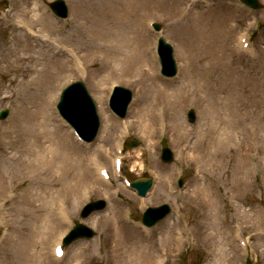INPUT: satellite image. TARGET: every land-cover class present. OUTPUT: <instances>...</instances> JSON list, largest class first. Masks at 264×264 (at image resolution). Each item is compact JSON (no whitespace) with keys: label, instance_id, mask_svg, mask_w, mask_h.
<instances>
[{"label":"rangeland","instance_id":"rangeland-1","mask_svg":"<svg viewBox=\"0 0 264 264\" xmlns=\"http://www.w3.org/2000/svg\"><path fill=\"white\" fill-rule=\"evenodd\" d=\"M21 1L0 0V57L7 55L5 53L8 49L5 50V47L14 46L12 31L15 22L6 16L8 9L17 7ZM56 1L59 0H40L47 16L37 22L40 29L66 43L59 56V64L55 62L53 66L50 65L49 71L62 64L69 76L53 85L58 83L60 90L78 79L71 69L72 60L68 57V50L78 49L79 63L86 73L84 84L97 106L101 121L98 137L91 149L98 150L100 158L112 169L114 154L111 140L115 138L118 126L128 121V141H135L138 146L127 150L125 172L133 180L150 177L154 185L148 195L141 199L127 190L120 181H116L112 187L103 186L97 181V176L86 160L70 170L68 165L67 168L64 164L52 163L49 158L51 154L46 152L43 155L44 164L40 166V177L34 173L26 178V174L17 167L14 171L17 181H12L7 188L14 196L2 210L3 215L0 214V264H122V261L115 259L113 252L116 238L114 226L117 225H109L103 220L95 223L96 220L114 207L119 211L118 214L130 210L138 221L142 219L146 208L165 203L171 206L172 212L155 226V248L147 245L141 264H152L156 257H162L167 264H248L253 261L264 264V0H258L261 4L258 10L245 7L239 0H199L197 8L189 13L186 12L185 0H62L69 10L66 20L57 18L53 13L50 5ZM98 14L104 16L99 17ZM149 18L161 24L162 36L173 47L178 65L177 77L183 74V78L180 77L175 85L160 86L169 88L167 92L170 96L166 98L170 100L172 128L166 134L155 137L154 122L152 140L139 132L137 124L138 116L142 114L137 109L141 108L147 114L155 104V97L162 96L160 93L155 94L158 86H154L156 89L150 88L152 82V85H157L156 78L160 76L157 65L155 69L149 65L154 39L146 26ZM86 26L92 27L90 40L84 29ZM193 34H197L199 41H194ZM244 34L253 36L254 52H241L238 38ZM22 65L21 75L17 76L12 85L11 77L3 76L0 72V111L9 110L8 118L0 120V151L9 150V147V152L12 151L16 156L25 147L22 145L24 136L13 125V118L25 116L27 102L35 97L43 102L48 92L40 90L35 93L33 89L20 86L22 80L27 82L33 76L38 77L36 73L41 69L36 65ZM198 74L199 78L202 75H208L211 80L216 77L215 86L222 90L219 97L234 91L241 93L240 100L235 102L236 105L242 104L238 112L243 115L250 110L249 116L255 124L252 134L241 132L235 133V138L230 136L233 145L228 149L222 150L219 144L218 156L222 155L219 162L211 164L207 161L203 164V172L200 163L192 160H199L200 152L194 153L190 148L198 137L196 129L201 121V112L195 105L185 107L181 97L176 100L181 87L185 88L189 83L186 78L188 81L193 80L191 77L199 80ZM43 75H39L42 84V81L48 79L43 78ZM111 80H117L120 86L133 93L124 121L108 113L105 98L109 94ZM209 84L204 87L207 88ZM46 85L50 86L51 83ZM57 89L56 86L53 95ZM58 98L59 92L52 103L57 102ZM182 105L180 114L178 110ZM189 110L195 112L193 123L188 121ZM178 114L185 127V136L178 135L174 126ZM50 115L53 117L52 109ZM107 117L111 120H107ZM55 118L52 121L50 116V121L60 126ZM107 123L110 129L106 128ZM165 147L170 148L174 154L170 164L160 159ZM92 150L82 154L87 155ZM201 152L207 155L206 151ZM36 168L31 169L34 171ZM179 176L184 180L182 188L177 185ZM197 180L202 185L206 183L217 202L220 209L218 229L202 220L211 211L202 195L197 202L182 196L192 194ZM86 187H90L92 193L82 199L81 191ZM60 189L67 194L66 208L73 223L85 224L93 228L97 235L91 241L72 243L66 249V258L57 261L52 256V246L72 226L58 219L54 209L58 200L55 196ZM99 199L105 200L107 207L82 219L80 212L83 206ZM177 211L183 214V225L189 228L191 234H195V238L191 236L190 243L181 251L173 252V237L170 238L172 225H169ZM237 221L244 223L245 233L250 239V249L247 251L241 249L233 236L232 229ZM215 234L217 236L214 238ZM165 235L169 236L167 242L161 240ZM129 236L133 237L130 233ZM211 237L212 240L222 239L224 242L218 246L211 241ZM216 253L220 254L214 259Z\"/></svg>","mask_w":264,"mask_h":264},{"label":"bare ground","instance_id":"bare-ground-1","mask_svg":"<svg viewBox=\"0 0 264 264\" xmlns=\"http://www.w3.org/2000/svg\"><path fill=\"white\" fill-rule=\"evenodd\" d=\"M31 3L23 0L18 3L17 7L11 8L6 15L7 17L14 19L15 22L12 31V33L14 34V36L12 37L14 46L10 48L4 46L5 50H8L5 53L7 54L5 57H2L3 55L1 56L2 59H0V72L3 73V76L11 77L10 85H12L17 80V76L19 77V75H21L23 63L31 64L32 66H39L41 69L36 73L38 77L33 76L27 82L22 80L20 82V86L22 85L24 89H26L27 87L28 90L33 89L35 93L40 90L48 92L43 98L44 103L40 102L39 97H35L34 99H31L30 102H27L28 107L25 108V116H19L18 119L13 118V125L18 128V131L24 136V142H22V145H24L25 148L22 153L19 156H16L12 151L9 152V147V150L2 149L0 151L1 215H3L2 210H4V207L9 204L7 202L14 196L10 194L11 191H7V188L12 184V181H17V176L14 175V171H16L17 167L21 168V171L24 172V175L26 174V178H28L29 176H33L34 173L38 177H40L42 175L40 166L44 164V162L42 163V161L44 159L43 155L46 152L51 154L49 158L51 159L52 163L56 162L58 164H64L67 168L69 166L70 170H72L73 167L76 168V165H78V163H84L85 160L86 163L88 162V164L89 160L90 163L91 161L92 163H95L92 158H90L91 152H89L87 155L82 154L84 151H86V149L78 146V144L74 140L72 142L69 141L71 134L66 131L61 125L58 126L50 121V116L52 118V121L55 118L54 113L53 117L52 115H50V109L53 110L55 101L53 103L52 101L57 99V93L59 91L58 83L55 86L53 84L56 81L60 82L69 76V73L66 71L64 66H62V64L56 67L54 70L49 71L50 65L53 66L56 63L59 64V56L62 54L63 49L66 47V43L56 40L52 34L45 32L46 30L44 29H40L37 22L40 20H44V17L47 16V13L44 11L42 5L40 4V0H35V2ZM98 16L102 17L104 15L98 14ZM88 19L91 20V17H89ZM84 29H86L90 40V36H92V27L86 26L84 27ZM193 35L195 37L194 41H199V37L197 36V34ZM53 39H55L56 41H54ZM72 50L75 52H79V50L76 48H72ZM69 51L68 56L72 52ZM183 57H185V55ZM151 59L152 61L149 65L151 67L153 66L155 69L156 64L154 56H151ZM41 73L44 74L43 78H48L47 80L42 81L44 84L40 83L39 75H41ZM182 75L183 74L175 78L176 80L172 79L170 81L159 79L157 77V85H152L153 82L150 84V88H155L158 86V90L155 88V94L160 93V95L162 96L155 97L153 102V104H155L151 107L150 111L147 114L145 113V111H142L141 108L138 107L139 109H137V112L142 113L138 116L137 124L139 127L138 130L143 136L149 139L152 138L154 122L155 137H158L161 134L162 130L169 131L172 128L171 116H169L171 115V112H169L170 100L166 98V96H170V94L167 92L169 88H161L160 86H163L164 84L170 86L175 85L174 83L179 81L180 77L183 78ZM148 79L149 77L147 78V80ZM191 79L193 80L188 81L186 78V82L189 83L188 85H185V88L181 87L182 94L180 90L178 92V95H176V100L181 97L182 103H184L185 107L189 105H195L201 112V121L196 129V131L199 132L198 137L195 143H193L190 148L194 151V153L200 152L199 160L197 158L192 160H196L198 164H201H199V166H201V172H203V167H205L203 164H205L207 161H209V163L211 164L219 162L222 156H218L219 144H221L222 150L228 149L231 145H233V143L230 142V136H233L235 138V133L239 134L241 132H248V134H252L254 132L255 124L254 122H252V118L249 116L250 110L245 111L243 115L238 112L242 104L236 105L235 102L240 100L241 93L234 91L230 92L225 97H219V92H222V90L218 89V87L215 86L217 84L216 77L211 80L208 75L206 77L202 75L199 78L198 74L197 79L199 80H194V77H191ZM49 83H51L50 86L46 85ZM208 83H210L209 86L205 88L204 86ZM56 86L58 88L57 93L53 95L54 88H56ZM200 105L202 107H200ZM182 108L183 105L178 110L180 114L182 112ZM25 109H23L22 111L24 112ZM180 114H178V117L176 118L177 122H174V126L178 135L185 136L186 133L184 124L181 123L182 121L181 119H179ZM151 118L153 123L151 121ZM107 120H111V118L107 117ZM243 121L244 124L242 123ZM56 123H58L57 120ZM124 127L129 130L130 126L128 121H125ZM106 128L110 129L109 123H107ZM113 142L114 139L111 140V143ZM6 144L9 145L8 143ZM201 150L206 151L207 155H203ZM107 151L110 152V150ZM82 156L85 157H83L82 159ZM204 157L207 160H205ZM33 167L37 168L33 171L31 169ZM186 194H183L182 196H186L196 202L199 201L198 199L200 195L203 196V198L208 203V207L211 211L208 213L210 217L207 216L209 218H202V220H205L204 222L209 224L212 228H215V226H217L216 229H218L220 226V209L217 206V202L214 201L212 193L210 192V189L206 185V183H203L202 185L200 181H195L192 194L189 196H187ZM18 197L16 199H18ZM55 198L58 199L54 205V209L56 212V209L58 210L57 203L66 202L67 194L63 189H60L56 193ZM52 208L53 205H51V209ZM60 209L61 208L59 207V210ZM118 212L119 211L116 208L111 207L108 213L97 219L95 223H100L103 220L108 224L110 223L109 225H111V223H113V225H117L116 227L114 226L116 238L113 248L114 257L117 261H122V264H141V257L143 256L145 249H147V245L154 246L153 248H155L153 242H155L156 240L155 237L157 236V230L151 231L150 233H141L139 231H136V229L132 228L133 226H131L124 220V213L120 211V214H118ZM171 225L172 230L170 231V238L174 236V228L178 226L177 224L173 223H171L169 226L171 227ZM185 231L186 236L189 239L188 241L191 242V236L195 238V234H193V232L191 234V231L186 228ZM129 233L130 235H133V237L129 236ZM217 234H215L214 238L217 236ZM161 240L163 242H167L169 240V236L165 235L163 238H161ZM206 240L207 238H205V241ZM211 241H214L218 246H221L224 242V240L222 239L212 240V237ZM219 254L220 253H216L214 259H217ZM126 256L128 260H126ZM157 258L158 257L154 258L152 264H155Z\"/></svg>","mask_w":264,"mask_h":264},{"label":"water","instance_id":"water-1","mask_svg":"<svg viewBox=\"0 0 264 264\" xmlns=\"http://www.w3.org/2000/svg\"><path fill=\"white\" fill-rule=\"evenodd\" d=\"M249 4L253 5V6H256L258 7L259 4L257 3L256 0H246ZM53 9L56 10L58 13H60L61 15L65 16V12H66V9H65V6L63 3H60V2H56L52 5ZM170 51H171V48L166 45ZM170 57H169V67L171 69V72L174 74L176 72V68H175V63H174V60L172 58V54L170 53ZM82 93L84 94L85 98H87L88 100H90V97L89 95L87 94L84 86L82 84L79 85ZM119 96L121 95H126V103L129 101L130 97H131V93L125 89H120L119 90ZM117 107L119 108L120 111H122V113L125 114V106H120V105H117ZM6 116V112H4L2 114V117H5ZM90 116L92 117L93 121H94V118H96L95 116V113H94V109H90ZM189 118H190V121L193 122L194 119H195V116L193 114V112H190L189 114ZM98 127V120H96V124H95V129H97ZM95 136V133H92L90 134V137L93 138ZM173 157H172V153L170 152V150L168 149H165L163 150V155H162V160L165 161V162H170L172 161ZM151 180H142V181H137V182H134V185L140 190V192L142 194H145L146 191L151 187ZM105 206V204L103 202H100V203H96V204H92V205H89L84 213L82 214L83 217H86L89 213H91L93 210H96V209H101ZM169 207L167 206H163L161 208H158V209H150L146 214H145V220L150 223V224H154L157 220L165 217L168 213H169ZM92 237L93 236V232L88 229L87 227L85 226H78L76 228V230L74 231L73 233V236L69 239V240H72L74 238H77V237Z\"/></svg>","mask_w":264,"mask_h":264},{"label":"snow or ice","instance_id":"snow-or-ice-1","mask_svg":"<svg viewBox=\"0 0 264 264\" xmlns=\"http://www.w3.org/2000/svg\"><path fill=\"white\" fill-rule=\"evenodd\" d=\"M62 254V253H61Z\"/></svg>","mask_w":264,"mask_h":264}]
</instances>
